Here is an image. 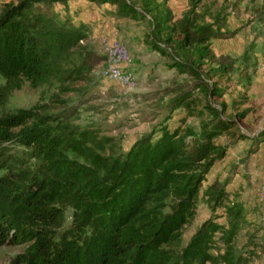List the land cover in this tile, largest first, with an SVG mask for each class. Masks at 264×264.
Listing matches in <instances>:
<instances>
[{
  "label": "trees",
  "instance_id": "16d2710c",
  "mask_svg": "<svg viewBox=\"0 0 264 264\" xmlns=\"http://www.w3.org/2000/svg\"><path fill=\"white\" fill-rule=\"evenodd\" d=\"M69 1L21 0L0 15V247L28 245L11 264H250L256 253H238L235 241L247 229L249 242L259 248L263 228L247 220L243 202L231 199L237 167L210 180L231 148L218 143L221 137L250 140V154L264 142V131L253 139L237 135L227 104L215 102L225 94L219 80L237 70L240 58L217 53L213 42L236 39L240 29L226 28L220 15L199 12L194 0L178 20L158 0H142L141 6L88 0L115 7L120 18H148L147 44L187 76L160 91L163 99L171 96L168 118L181 109L200 118L199 128L162 125L117 155L109 152L112 140L92 125L72 122L75 107L4 112L23 84L70 88L98 65L95 51L84 45L83 27L54 9ZM53 98V104L68 105ZM11 145L24 148L34 166L24 167L23 159L8 153ZM201 194L212 213L224 210L226 224L211 217L184 247ZM220 243L224 252L214 253Z\"/></svg>",
  "mask_w": 264,
  "mask_h": 264
},
{
  "label": "rangeland",
  "instance_id": "374dc122",
  "mask_svg": "<svg viewBox=\"0 0 264 264\" xmlns=\"http://www.w3.org/2000/svg\"><path fill=\"white\" fill-rule=\"evenodd\" d=\"M20 1L0 0V15L8 6L17 5ZM134 1L138 6L142 5V0ZM158 3H166L176 20L182 18L190 7V0H158ZM194 3L201 13L224 18L229 30L240 29L236 39L213 42L217 53H228L240 58L237 70L229 74L227 79L219 80L225 94L222 99H215V102L227 104L226 117L236 121L237 129L234 131L237 135L257 138L264 131V0H194ZM54 9L62 19L63 16H70L77 26L83 27L87 33L84 45L95 51L99 63L87 75L86 81L77 82L70 88L57 86L33 89L29 83L23 84L8 98L4 112L15 113L37 105H48L57 112L67 106L75 107L77 114L72 122L82 127L92 125L101 137L112 140L113 148H109V152L117 155L129 151L142 136L154 129L159 132L162 125L169 126L171 130L187 125L199 128L198 112L191 116L181 109L174 113L172 119L168 118L171 96L163 99L160 91L167 87L174 88L178 80L185 81L187 76L172 74L168 67L171 60L160 53L161 57L156 55L147 44L146 35L150 31L148 18H120L114 14L115 7H98L88 0H71L68 5L56 4ZM116 44L128 52L130 63L121 68L132 76L133 83L124 84L120 79H109L107 75L108 53ZM158 63L161 64L157 67ZM152 69L155 72L152 73ZM3 84L4 81L0 80V85ZM53 97L68 102V105L51 103L55 99ZM243 113H246L244 118L240 116ZM218 143L230 144L231 148L228 156L217 164L210 180L216 177L224 179L234 166L237 167L239 176L229 188L231 199L243 202L247 220L263 228L258 238L259 248H254L249 242L246 236L248 230L244 229L235 241L236 251L247 257L256 253L250 264H264V219L254 217L262 213L264 207V142L258 143L259 151L255 154L249 153L253 145L250 140H231L224 135ZM7 147L8 153L23 159L24 167L34 166L35 161L30 162L29 155L23 152L24 148L17 145ZM213 216L218 218L217 222L226 224L224 210L218 209L212 213L201 194L197 215L184 231V247L203 222ZM27 247H0V264H11ZM220 252H224L222 243L218 244L214 253Z\"/></svg>",
  "mask_w": 264,
  "mask_h": 264
},
{
  "label": "bare ground",
  "instance_id": "6f19581e",
  "mask_svg": "<svg viewBox=\"0 0 264 264\" xmlns=\"http://www.w3.org/2000/svg\"><path fill=\"white\" fill-rule=\"evenodd\" d=\"M123 52H127V50L121 46L120 44H116L115 47L109 50V67L106 70V72H114L115 75H117L118 78H112V79H120L124 84H129L132 82V76L128 73H125L126 71H122L121 66L125 64H117V61L121 59L123 56ZM130 63L129 56L127 57V64ZM108 64V63H107ZM107 68V67H106ZM109 76V74H107ZM134 80V79H133ZM133 83V82H132Z\"/></svg>",
  "mask_w": 264,
  "mask_h": 264
},
{
  "label": "crops",
  "instance_id": "0c3cea01",
  "mask_svg": "<svg viewBox=\"0 0 264 264\" xmlns=\"http://www.w3.org/2000/svg\"><path fill=\"white\" fill-rule=\"evenodd\" d=\"M110 43H113V42H110ZM152 51H154V50L152 49ZM154 53H155L156 55L160 56L159 52L154 51ZM154 53H153V54H154ZM160 57H161V56H160ZM159 62H160V61H159ZM160 64H161V63H158V64H157V67H158ZM169 71H171L172 74H174V75H176V73H178L176 70H173V69H170V68H169ZM153 72H155L154 69H152V73H153ZM178 75H180V74L178 73ZM181 76H182V75H181ZM238 176H239V175H238ZM238 176H237V177H238ZM235 180H236V179H235ZM234 182H235V181H234ZM229 188H230V187H229ZM259 201H260V200H258L257 202H259ZM260 202H261V201H260ZM263 206H264V204H263ZM254 217H256V218L258 217V218L264 219V207H263V209H262V213H257V214L254 215ZM263 225H264V224H263ZM262 231H263V230H262ZM262 231H261V232H262ZM261 232H260V233H261Z\"/></svg>",
  "mask_w": 264,
  "mask_h": 264
},
{
  "label": "built area",
  "instance_id": "2783aa9c",
  "mask_svg": "<svg viewBox=\"0 0 264 264\" xmlns=\"http://www.w3.org/2000/svg\"><path fill=\"white\" fill-rule=\"evenodd\" d=\"M127 57H128V52H123V56L121 57V59H119L117 61V64H125V66L127 67ZM107 74H109V79L112 80V78H118L117 75H115V71L114 72H107Z\"/></svg>",
  "mask_w": 264,
  "mask_h": 264
}]
</instances>
